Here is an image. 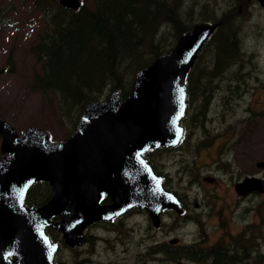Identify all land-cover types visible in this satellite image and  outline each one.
Masks as SVG:
<instances>
[{
	"label": "water",
	"instance_id": "obj_1",
	"mask_svg": "<svg viewBox=\"0 0 264 264\" xmlns=\"http://www.w3.org/2000/svg\"><path fill=\"white\" fill-rule=\"evenodd\" d=\"M59 1L73 9L81 5ZM218 24L200 21L183 31L168 51L137 70L127 96L116 88L88 103L64 141H51L37 126L19 135L0 115V264H63L55 260L59 244L47 227L58 228L74 246L86 226L132 207L146 208L156 225L163 210L183 211L145 153L180 143L187 78ZM258 164L264 167V161ZM38 180L49 181L53 195L44 204L26 205ZM235 188L240 194L264 192V176H246ZM108 197L111 201L104 202Z\"/></svg>",
	"mask_w": 264,
	"mask_h": 264
},
{
	"label": "rangeland",
	"instance_id": "obj_2",
	"mask_svg": "<svg viewBox=\"0 0 264 264\" xmlns=\"http://www.w3.org/2000/svg\"><path fill=\"white\" fill-rule=\"evenodd\" d=\"M81 1L94 5V0ZM207 1L221 13L229 0H186L184 9L196 5L194 8L199 12ZM254 12L253 16L236 20L242 46L249 54L241 67L246 82L239 87L235 84L229 90L233 81L225 77L223 87L216 89L210 98L203 121L194 110L196 103L188 109L182 121L186 132L181 144L172 150L157 149L151 154L157 170L169 179L167 186L186 195V202L192 205L188 215L176 219V228H185L182 233L186 240L198 234L204 245L222 235L230 240L242 228L252 230L246 224L254 219L258 233L255 240L260 248L264 247V193L242 199L234 188L239 177L256 170L253 161L264 160V8L256 7ZM0 13V114L19 133L29 125H38L53 141L64 140L68 126L59 118L56 96L32 86L34 74L41 68V61L31 51L46 24L41 10L34 0H0ZM201 19L198 14L196 20ZM208 57L211 55H206V60ZM234 156L238 161L236 166L230 159ZM206 175L215 176L217 181L204 180ZM186 221L191 226L186 228ZM147 222L144 213H137L126 224ZM172 222L165 218V223ZM175 235L182 237L178 230Z\"/></svg>",
	"mask_w": 264,
	"mask_h": 264
},
{
	"label": "trees",
	"instance_id": "obj_3",
	"mask_svg": "<svg viewBox=\"0 0 264 264\" xmlns=\"http://www.w3.org/2000/svg\"><path fill=\"white\" fill-rule=\"evenodd\" d=\"M185 1L94 0L93 7L82 2L78 9H72L58 0H34L46 24L31 46L41 61L32 86L56 96L59 118L68 126L67 135L90 101L103 98L115 88H120L122 96H126L132 89L136 71L167 51L183 31L198 21V14L201 20L224 21L188 76L189 106L197 104L194 110L203 121L207 104L217 89V77H229L238 83L246 81L242 63L236 66L244 58L245 48L234 15L228 11L219 15L218 8L210 1L203 3L199 12L194 8L196 5L184 9ZM206 55L211 57L206 60ZM152 153L146 156L156 169ZM51 195L49 182L39 181L30 188L26 202L42 204ZM48 232L54 241H62L58 230L50 228ZM248 238H222L210 248L187 247L185 251L203 260L212 254V264H264V247L250 254L252 246ZM229 242L235 248L227 252L234 247Z\"/></svg>",
	"mask_w": 264,
	"mask_h": 264
},
{
	"label": "flooded vegetation",
	"instance_id": "obj_4",
	"mask_svg": "<svg viewBox=\"0 0 264 264\" xmlns=\"http://www.w3.org/2000/svg\"><path fill=\"white\" fill-rule=\"evenodd\" d=\"M230 13L236 15L237 19H240L244 16H253L255 14L254 8L260 7L264 8L260 4V0H230ZM247 49L243 52V57L240 59V62L243 64L245 60H248ZM246 56V58H245ZM240 63V65H241ZM243 65H241L242 67ZM223 79L216 78L215 84L218 88L223 87ZM225 80H231L229 78H225ZM246 82V81H245ZM224 83V82H223ZM232 84H238V82L233 81ZM217 88V89H218ZM231 148V145L229 146ZM167 150H172V148H168ZM229 155L231 154V150H227ZM232 159L233 165L236 166L238 163L235 156ZM261 160L253 161L252 165L256 168L255 171L248 172L244 174L242 177H239V180H242L246 176H254V177H262L263 172L261 166L258 164ZM165 183L169 182V179L163 174ZM210 179L211 182L217 181V178L213 175H206L204 180ZM235 181V184L238 182ZM236 190V188H235ZM239 197L245 199L250 196H257L262 194L258 190H253L251 192L240 194L237 190ZM179 197L183 201V203L188 207L192 206L186 202V195L178 192ZM254 210V205H253ZM144 213L147 217V224H129L127 220L134 214ZM164 218H170L172 223L163 222L161 225H155L151 222L149 214L146 210L140 208H133L128 211L123 216L118 218H114L110 222H99L95 224L89 225L83 232L82 240L77 246H70L68 243L63 241L62 249L60 253V258L65 264H149L153 262L155 264L160 263H171V262H179L182 261L190 262L192 264H202L201 257L188 255L185 251L187 247H196V248H210L214 244L217 243L220 239L224 238L222 235L218 240L212 242L210 244L204 245L201 242L200 236L197 234L194 239L186 240L183 238V227L176 228L174 222L179 216L173 210H167L163 214ZM188 222V221H187ZM257 221L252 219L246 225L252 226L253 236L256 237V226ZM192 223H187L186 228L191 226ZM179 231L182 235H175V231ZM140 234H137V232ZM244 232V228L238 233L242 234ZM249 232L247 233L249 235ZM198 233V232H197ZM184 241V243L181 242ZM231 245H234L231 242ZM238 246V245H237ZM228 249L227 252L233 250ZM258 249L257 244L252 245V252ZM243 252V251H242ZM209 259L212 261V254H210ZM250 260V258H248Z\"/></svg>",
	"mask_w": 264,
	"mask_h": 264
},
{
	"label": "bare ground",
	"instance_id": "obj_5",
	"mask_svg": "<svg viewBox=\"0 0 264 264\" xmlns=\"http://www.w3.org/2000/svg\"><path fill=\"white\" fill-rule=\"evenodd\" d=\"M205 259V258H204ZM201 262L202 263H207V264H212L211 260L210 259H206V260H203V258L201 259Z\"/></svg>",
	"mask_w": 264,
	"mask_h": 264
}]
</instances>
